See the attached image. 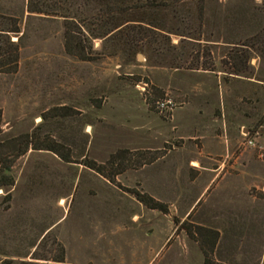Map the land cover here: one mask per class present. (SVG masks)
I'll return each mask as SVG.
<instances>
[{
    "label": "rangeland",
    "instance_id": "rangeland-1",
    "mask_svg": "<svg viewBox=\"0 0 264 264\" xmlns=\"http://www.w3.org/2000/svg\"><path fill=\"white\" fill-rule=\"evenodd\" d=\"M263 1L205 0L203 43L217 68L206 71L152 65L143 53L80 61L65 51L62 19L0 0L22 30L19 69L0 74V143L54 139L71 156L5 157L14 184L0 187V260L54 258L59 243L63 264H204L205 252L264 264V64L254 57L240 76L222 63L264 27Z\"/></svg>",
    "mask_w": 264,
    "mask_h": 264
},
{
    "label": "trees",
    "instance_id": "trees-1",
    "mask_svg": "<svg viewBox=\"0 0 264 264\" xmlns=\"http://www.w3.org/2000/svg\"><path fill=\"white\" fill-rule=\"evenodd\" d=\"M26 9L31 14L62 19L65 51L80 61L89 62L119 53L133 61L137 53H143L152 65L217 70L211 46L203 43L205 0H27ZM262 10L264 12V1ZM21 32L18 17L0 14V74H13L19 69L21 39L14 41L13 36H19ZM173 35L180 38L177 43L173 41ZM99 39L103 45L97 50L94 42ZM254 57L264 64V27L234 43L222 63L230 74L246 76L255 69L251 64ZM259 77L264 81L262 70ZM30 148L49 150L64 161H71L70 151L54 139L44 141L25 135L19 140L0 143V187L14 184L12 176L5 173L10 167L5 157H12L14 162ZM86 166L111 182L116 181L117 172L107 173L104 165L89 161ZM132 192L148 208L168 211L166 204L151 196L138 190ZM55 244L53 242L52 246ZM57 245L59 253L54 258L38 254L36 250L32 257L34 260L6 258L1 259L0 264H63L65 248L59 243ZM40 246L49 251L45 239ZM215 246L216 241L212 244V251ZM204 264L222 263L215 262L205 252Z\"/></svg>",
    "mask_w": 264,
    "mask_h": 264
},
{
    "label": "built area",
    "instance_id": "built-area-1",
    "mask_svg": "<svg viewBox=\"0 0 264 264\" xmlns=\"http://www.w3.org/2000/svg\"><path fill=\"white\" fill-rule=\"evenodd\" d=\"M169 101H167V102H162L161 104H160V106L162 107V109H164V108H167V107H169Z\"/></svg>",
    "mask_w": 264,
    "mask_h": 264
},
{
    "label": "water",
    "instance_id": "water-1",
    "mask_svg": "<svg viewBox=\"0 0 264 264\" xmlns=\"http://www.w3.org/2000/svg\"><path fill=\"white\" fill-rule=\"evenodd\" d=\"M139 58L142 59V55L141 54L139 55Z\"/></svg>",
    "mask_w": 264,
    "mask_h": 264
}]
</instances>
